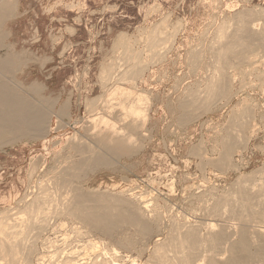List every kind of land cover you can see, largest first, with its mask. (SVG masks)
Listing matches in <instances>:
<instances>
[{"label":"rangeland","instance_id":"rangeland-1","mask_svg":"<svg viewBox=\"0 0 264 264\" xmlns=\"http://www.w3.org/2000/svg\"><path fill=\"white\" fill-rule=\"evenodd\" d=\"M244 9L257 11V16L254 13L248 21L254 23L253 26L258 30L264 27L262 24L264 23V14H262L264 13L262 11L264 10V0H16L15 16L13 15L12 19H7L3 24L4 27L2 26V29H6H3L6 37L2 41L4 48L0 49V54L5 55L9 51L16 54L19 52L22 55L18 53L17 56L25 57H21V62H23L19 63L20 69L17 66L12 77L16 81L21 79L23 83L24 81L25 83L34 82L38 86L41 84L43 89L39 86L41 88L39 96L48 101L51 100L52 106L48 107L50 108L48 112L49 110L52 113L57 111V114L51 113L50 115L49 123L52 129L48 132L47 137L23 139L4 143L0 146V217L16 211L17 208L24 207L37 191L38 182L43 184L51 176L53 177V168L56 167L61 156L68 153L70 144L74 142L72 136L74 134L82 136L85 133L84 129L89 118L87 116L90 114V108L96 105L102 106L100 102L103 96L106 95L104 98L108 97L107 94L111 90L105 89H108L110 83L114 86H121L122 90H129L134 96L138 93L137 91L143 93L145 99L140 101V104L141 107L144 106L145 111L147 109L146 115L148 117L144 128L140 129L141 136H136L138 139L136 138L137 140L130 144L132 149H136L135 153L131 154L133 157L131 155L123 156V158H114L112 157L114 155L107 156L108 160L112 161H109L110 165H105V167L98 165L95 166L96 168L92 166L95 169L88 167L78 173V178L75 177L78 180L73 178L74 185L77 184V187L83 192L109 196H117L119 193L118 195L121 196L126 195L129 189L134 197L146 193L142 197L147 198L145 200H149L152 205L159 209L158 211L162 213L164 220H168L171 216L173 218L177 216V220H181L182 210L184 212L192 203H196V195L207 192L209 189L214 190L213 194L216 195L225 193L228 189L232 190V185L236 181L235 178L241 174L252 173L250 175H252L251 178H254L253 180L261 179V175H264V171H262L264 169V89L262 88L264 87L262 84L264 81V46L260 45L257 40L251 41L253 44L250 43L251 49L248 51L252 53L246 54V57L251 54L250 57L239 63V66L236 63L237 60L233 59L235 63L231 65L232 68L228 66L230 68L225 69L229 78L227 85L229 88H226L228 92L221 93L223 97L220 94L215 95L206 91L208 90L207 87H210L211 90L214 88V83L210 79L212 74L217 73L215 69L218 68H216L215 54L213 55V50L210 51L211 45L213 43L215 46L217 45L219 41L217 37L219 39L220 31L227 29L229 33L234 30L236 27L234 21L236 20L233 18L238 10ZM147 10L148 12H146ZM258 11L260 12L259 19ZM253 16L255 17L251 18ZM256 17L258 20H255ZM165 20L167 22H164ZM221 21L223 23L225 21V30ZM156 28L160 30L158 33H163L162 30L165 28L163 31L172 39L168 37L169 42L167 41L164 46L163 43H161L162 46L159 44L162 48L157 47L149 50L150 42L156 38L155 42L160 43L159 38L164 34L158 35ZM152 29L156 30L152 32ZM215 29L218 32H215ZM222 32H220L221 35ZM227 32L225 33L227 34ZM148 34L152 38L149 37L147 41ZM120 36L124 37L125 42ZM164 39L163 36L162 40L166 42L167 39ZM121 41L125 44L123 45ZM10 43L13 47H11L12 50L8 49L11 46ZM6 44L8 45L6 46ZM254 51L257 57L254 56ZM153 53H159V55L153 56ZM195 54L196 56H194ZM150 57L152 58L150 59ZM249 60H253L252 63ZM149 62L152 64L150 65ZM24 63H27L26 67ZM136 65H141L143 68L140 66L141 69ZM111 70L112 73L109 74ZM100 74L101 77H99ZM25 75H28L27 78ZM107 78L110 79V82L106 85ZM230 80L233 81V84ZM194 87L197 88L193 89ZM188 89L192 90L193 94ZM195 90L197 92L199 90V92L196 93ZM211 90L209 89V91ZM188 93H190L189 96ZM201 94H203L202 97H200ZM213 95L217 98H214ZM134 96L132 95V97ZM203 97L204 99H202ZM93 98L96 101L93 100L92 105L90 101ZM208 98L210 99L208 100ZM115 100L117 102L116 97L112 101L115 102ZM205 100L210 104L207 109H204L205 106L203 105L206 103ZM194 101H198L197 105ZM64 103L67 107L61 111V105ZM178 103L189 109L185 111L182 106H179V109ZM191 103L202 108V111L198 107L194 108ZM122 104H125V101ZM115 107H113L111 114L114 116L110 115L113 119L122 112L120 106L115 105ZM60 114L62 115L60 116ZM187 114H189V118H184L186 122L180 118L182 121L178 123V116L187 117ZM86 117L87 119H85ZM235 119L239 120L236 121ZM234 123L236 124L234 125ZM225 135L226 138L228 136L230 138L223 139ZM221 138L226 144L227 141H230L228 143L231 144L230 149L232 148V151L229 152L232 157L228 155L229 153L223 154L224 144L221 145ZM235 138L238 143H231L236 140ZM191 145L192 147H190ZM233 145L237 148L232 147ZM194 147L195 149H193ZM196 149L201 154H199L200 156ZM115 157L118 156L115 155ZM221 159H226L224 163L227 161L230 163L223 164ZM30 164L33 165V168ZM112 164L113 166H111ZM227 164L232 166L234 164L233 167L236 169L234 170ZM81 172L83 174H80ZM262 178L264 177L262 176ZM167 187L170 189L168 190ZM215 189H217L216 193ZM129 192L128 194H130ZM108 193H112V195ZM149 195L150 197H148ZM152 195L153 197H151ZM20 198H23L22 201ZM6 208L8 210H4ZM19 217L23 218V216ZM194 219L192 216L189 217V220ZM55 223L56 230L47 231L36 239L34 255L32 256L33 264H67L66 259L70 250L79 252V262L90 263L97 259L108 260L112 258L113 251L111 249L113 247V249L118 247L116 249L119 254L117 264H150L149 256L156 236H152L145 245H143L145 242L141 244V242L136 241L135 247L128 249L118 245L116 247V244L98 234L91 235L92 237L89 236V238L84 235L78 239L71 224L63 223L60 225V220Z\"/></svg>","mask_w":264,"mask_h":264},{"label":"bare ground","instance_id":"bare-ground-1","mask_svg":"<svg viewBox=\"0 0 264 264\" xmlns=\"http://www.w3.org/2000/svg\"><path fill=\"white\" fill-rule=\"evenodd\" d=\"M71 8H73V7L71 6ZM151 8L153 9V6ZM15 10H16V0H0V49L4 48V47H2L4 45L2 41H3L4 37H6V36H4L5 32L3 31V29H5V28L2 29V26L7 19L13 17ZM148 10L146 12H148ZM253 10L254 9H252V10L251 9H244L241 11L238 10L235 17L233 18L236 20V21H234V22H236V24H235L236 27L234 28L233 31L231 30L232 32L228 33L227 29L225 30V26H226V24L224 26L225 21H224V23L221 21L223 23L222 25L224 26V27L223 26L222 27L225 30V31H223V30L222 31L224 33L227 32V34L226 33L224 34L222 31H220L222 28H219L220 29L219 31L222 32V35L219 32V39L217 37V40H219V41L217 42V45L215 46L214 43H213V45H211L212 48L210 51L213 50V52H214L213 55L215 54L216 61H215V59H213V60L215 62H217L216 68L217 67L218 68L215 69V67H213L217 73H215V71L212 69L215 74H212L210 80H212V82L214 83L213 84L214 88L212 87L213 89L211 90L210 87H207L205 85V88L206 87L208 88V90H206V91H208L210 93H214L215 95H218V94L221 95V93L223 94L225 92H228L227 91L228 89L226 90V88L228 87L227 85H228L229 78H228V75H226L225 69L228 66L233 65V63H235L233 59H235V61L237 60L236 63L238 65L239 63L246 61V59L250 57L249 55H251V54H249L248 57H246L247 56L246 54L249 52L252 53L251 51H248V49L249 50L251 49V44H253V43H251V41L257 40L260 43V45L264 46V27H262L263 29L261 28L262 30L261 29L258 30L253 26L254 23L252 24L250 21H248V20H250L251 15H254V13L256 15V13H257V11L254 12L255 10L254 11ZM260 11H261V9H260ZM262 11H264V10H262ZM258 13H259V15H258V19H259L260 18L259 17L260 12L258 11ZM262 14H264V13H262ZM254 17L255 16H253L251 18H254ZM262 17H263V15H262ZM213 18H215V17H213ZM165 19H167V18H165ZM224 19H226V18H224ZM256 19H257V17L255 18V20ZM76 21H77V18H76ZM164 22H167V21L165 20ZM262 24H264V23H262ZM176 25H177V23H176ZM233 25H234V23H233ZM258 25H260V24H258ZM174 28H176V27H174ZM229 28H231V27H229ZM155 30H153L152 32H154ZM163 30H165V28ZM163 30H162V32L165 34V32ZM217 30H218V28H217ZM158 31H160V30L157 29V31H156L157 34L162 36L161 34H163V33L159 32L160 33L159 34ZM177 31H175V32H177ZM70 32H72V31H70ZM215 32H218V31H216V29H215ZM149 34L146 37V40L149 39V37H150ZM157 34H154V35L158 36ZM164 34H163L164 38L167 39V40L164 39L166 42H163V40H162L163 36L161 38L158 37L162 41L161 42L158 39V41H160V43L155 42L156 38H154L155 40L152 39L153 41H151L149 44V47H150L149 50L150 49L152 50V48L155 49L157 47H160L161 43H163V46L165 43L167 44V41L169 40L168 39L169 36L167 35V33L165 35ZM121 35L123 36L124 34H121ZM154 35H152V36L154 37ZM172 36H174V35H172ZM216 36H218V35H216ZM121 38L124 40V37H121ZM121 38H120V40H121ZM150 38H152V37H150ZM170 39H172V38H170ZM122 41H121V43L123 44ZM118 42H120V41H118ZM124 42H125V40H124ZM133 42H134V40H133ZM257 43H254V44L256 45ZM259 43H258V45H259ZM8 44H6V46ZM119 45H121V44H119ZM198 45H200V44H198ZM211 46H209V47H211ZM253 46L254 45H252V47ZM11 47H12V44L8 49L12 50ZM124 47H126V46H124ZM147 47H148V45H147ZM160 48H162V47H160ZM160 48H158V49H160ZM158 49H156V51ZM194 49L196 50V48H194ZM261 49L263 50L262 47H261ZM149 50H147V51H149ZM160 50H162V49H160ZM197 50L199 52V49H197ZM255 51H254V56H256ZM148 53H150V52H148ZM159 53H157V54L155 53L156 55L153 53V56L154 55L157 56V55H159ZM17 54L14 52H10V51L7 52L5 55L0 54V146L3 145L4 143H12V142H15L18 140H23V139L28 140V139H33V138L35 139L38 137H42V138L47 137L48 132L52 129V127L49 123V120L51 117L50 115L52 112H50V110L48 112V109H50L48 107H50V105H51V100L48 101V100H46V98L39 96V93L41 92L42 85L41 84L39 85L41 87L40 88L34 82L33 83L32 82L25 83V81H24V83H23L21 81V79H20V81L19 80L16 81L15 78L12 77L13 73H15V68L17 66L19 67V63L21 62V57H23V56H21V57L17 56ZM19 54H21V53H19ZM151 54H152V51H151ZM213 55H212V57H214ZM138 56H139V54H138ZM194 56H196V54ZM144 57H146V56H144ZM23 58H25V57H23ZM151 58L152 57H150V59ZM192 58H194V57L192 56ZM196 58H195V62H196ZM251 58L253 59V56ZM36 59H38V58H36ZM201 59H202V57H201ZM259 59H260V57H259ZM125 61L127 62V60H125ZM249 61H250V63H252L253 60L252 61L249 60ZM261 61L262 60H260V62ZM140 62H141V60H140ZM263 62H261V63H263ZM24 64L26 67L27 63H24ZM149 64H150V62H149ZM245 64H247V63L245 62ZM142 65L146 66L145 64H142ZM136 66L140 67L141 65H136ZM141 67L143 68V66H141ZM191 67L193 68V65ZM255 67H256V65H255ZM127 68H129V67H127ZM229 68L230 67H228V69ZM231 68H232V66H231ZM249 68H252V67H249ZM19 69H20V67H19ZM261 69H262V67H261ZM102 71H103V69H102ZM134 71H132V72H134ZM226 71H228V70H226ZM110 73H112V70H111V72H109V74ZM142 73H144V72H142ZM28 74H30V73H28ZM136 74H137V72H136ZM229 74H230V72H229ZM27 76H26V78H27ZM112 76H114V75H112ZM257 76H259V75H257ZM16 77H20V76H16ZM99 77H101V74ZM105 77H107V75ZM128 77H130V76H128ZM108 78H110V77H108ZM108 78H107L108 81L106 80L107 81L106 85L110 82L109 80L112 79V78H110V79H108ZM209 78H210V76H209ZM22 79H25V78L22 77ZM210 80H208V81H210ZM118 81H117V83H118ZM212 82H210V83L212 84ZM232 82L233 81H231V83ZM262 82L261 83L264 84V81H262ZM119 83H120V81H119ZM206 83H207V81H206ZM260 86H263V85L260 84ZM122 87H124V86H122ZM188 88H190V87H188ZM196 88L194 87L193 89H196ZM262 88L264 89V87H262ZM209 89L211 91H209ZM105 90H111V91L109 93L107 91V93H108L107 98H104V96H106V95L103 96V99L100 102L102 104V106L101 105H100V107H98L97 105H96L97 107L92 106L93 102H94L93 100H95V99L94 98L91 99L92 101L89 100L92 104L91 105L92 107L91 108L89 107L90 108V114H88V116H87L89 118L88 119H87V117L85 118V119H87V121H86L87 124H86V127L84 129L85 133L82 136L76 135V134H74L72 136V139H73L72 141H74V142L70 144L68 153H66L65 155L63 154L64 156H61L60 160L58 159L59 161H58L56 167L53 168L54 169L53 170L54 175L52 174L53 177L51 176V178L46 180L47 182L44 181L43 184H41V182H38L40 185L37 183L38 184L37 191L35 192V194L33 193L34 195H33L32 199L29 198L31 200H29V202H27L24 205V207H22L21 209L17 208L18 210L16 209V211H14V212L12 211L10 214L0 217V264H33L32 263V256L34 255L36 239L38 237H40L41 235L45 234V232L47 233V231L56 230L57 227H56L55 222L58 220L61 221L60 225H62L63 223L71 224L72 230H73L74 234L76 235V237H78V239L82 238V236H84V235L88 236V238H89V236H91V235L93 236L94 234H98V235H101L102 237L108 239L112 243L116 244L115 245L116 247L118 245L121 248H128L129 249L130 247H135L136 241L141 242V244L145 242L143 244V245H145L146 241L149 242V239L152 236H156V240L153 243L154 245L152 247V250H151V253L149 256L150 264H264V178H262V176L264 177V175H261V179L259 178V180L256 181V180H253L254 179L253 177L251 178L252 175H250V174H252V173H250L248 175H245V174L239 175L238 174L239 176L235 178L236 181L233 183L234 185H232V190L228 189V190H230V191H228L226 189L227 191H225V193L220 192V193H222L220 195L213 194V191H214L213 189H212L213 191H211V189H209V190H207V192H202L200 194L197 193L198 195H196V203L195 204L192 203V205H190V207H188V205H187L188 209H186L184 212L181 209L182 210L181 220H177V218H176L177 216L176 217L174 216L176 219L171 216L170 218L168 217L169 218L168 220H164L162 218V215H161L162 213H160L158 211L159 209H157L156 206L152 205L149 202V200L148 201L145 200L147 198L142 197V196H145L146 193H145V195L142 194V196L138 195V196L134 197V195L132 196L131 192H129V189H128V192L130 194H128V192H127L126 195H121V196L118 195L119 193L117 194V196H115V195L113 196L112 193H108L112 196L99 195V194L94 195L92 193L89 194L90 192L85 193L77 187V184L74 185L73 178L77 177L78 173L80 171L85 170L88 167H92V166L95 167V166L101 165V166L105 167V165H110L111 164L110 162H112V161L108 160L107 156L114 155V156H112L114 158H119V157L123 158V156H128V155L134 154L135 153L134 151L136 149H132L133 147L130 144H133V142L138 139V137H139L138 135L141 136L142 133H140V129L142 130L144 128V125L146 124L145 122H146L147 117H148L146 115L147 109L145 111V109L143 108L144 106L141 107V104H140V101L145 99V95L143 93L137 91L138 93H136L134 96V94H131L129 90L123 89V90H126V91H123L121 86L120 87L114 86V84L111 85V83H110V86L108 87V89H105ZM191 91L189 90V92H191ZM198 92H199V90H198ZM198 92L196 91V93H198ZM191 93L193 94V92H191ZM189 94L190 93H188V96H189ZM199 94H197V95H199ZM132 95L134 97H132ZM202 95L203 94H201L200 97H202ZM114 97L117 98V102H116V100H115V102L112 101ZM213 97L217 98L214 95H213ZM193 98H192V102H193ZM225 98H226V96H225ZM202 99H204V97ZM209 99L210 98H208V100ZM190 100H191V98H190ZM124 101H125V104H122V103H124ZM146 101H147V99H146ZM151 101H152V99H151ZM90 102H89V104H90ZM179 102L181 103V101H179ZM197 102H195L196 105H197ZM201 102H204V101H201ZM205 102H206V100H205ZM95 104H96V102H95ZM191 104L194 108L198 107L194 103H191ZM115 105L120 106L122 108V112L120 114L118 113L119 116L117 115V118L113 119V118H111V116H114V115H111V114H112L113 107H115ZM182 105H179V103H178L177 106L179 107ZM203 105L205 106L204 109H207V107H210V104L208 102L204 103ZM203 105H201V106H203ZM187 106H189V105H187ZM66 107H67L66 103H64L61 105L60 110L63 111ZM182 107H184L185 111H187V109H189L188 107L186 108L185 105ZM182 107H181V110H182ZM115 108H117V107H115ZM194 108H193V110H194ZM179 109H180V107H179ZM196 109H195V111H196ZM198 109L201 110L202 108L198 107ZM87 110H88V108H87ZM244 111H246V110H244ZM56 112H53V113L57 114ZM190 112H191V109H190ZM193 112L194 111H192V114H194ZM183 113H181V114H183ZM61 115L62 114H60V116ZM188 115L189 114H187V117L186 116L183 117L184 114L182 117L178 116V118H179L178 123L179 122L181 123V121H182V120L180 121V118L188 119L189 118ZM248 116H249V114H248ZM115 117H116V114H115ZM57 118H59V117H57ZM59 120H60V118H59ZM192 120H193V118H192ZM235 120L237 121L239 119H235ZM184 121L186 122L185 119L183 120V122ZM60 123H61V121H60ZM62 123H64V122H62ZM237 123H239V122H237ZM247 123H248V120H247ZM79 124L81 125L80 122H79ZM235 124L236 123H234V125ZM244 125H245V123H244ZM180 127H181V125H180ZM81 128H82V126H81ZM239 130H240V128H239ZM236 132H239V131H236ZM231 133H233V132H231ZM228 134H230V133H228ZM233 134H235V133H233ZM136 136H138V137H136ZM228 137L226 138V135H225V138H223V139H229L230 137L229 138ZM231 139L234 140L233 137H231ZM221 140H222V138H221ZM139 141H140V138H139ZM236 141H237V139L235 141H232L231 143H233V142L238 143ZM224 142L225 141L222 140L221 145L223 146V144H224V146H223L224 150H222L224 152L223 154L227 155L229 153L228 155L230 157H232L230 152H229L232 149V148L230 149L231 144L229 145V143H228L230 141H227V144ZM220 143H221V141H220ZM241 146H243V145H241ZM190 147H192V145ZM223 147H222V149H223ZM232 147H236V146L233 145ZM140 149H141V146H140ZM193 149H195V147ZM193 149H192V151H193ZM196 151H197V149H196ZM199 152H200V149H199ZM197 153H198V151H197ZM50 154H52V153H50ZM199 154L200 153H198V155ZM115 155H117L118 157H115ZM230 157H228V159ZM202 159H203V156H202ZM205 160H208V159H205ZM221 160H223L222 161L223 164L228 162L227 161L224 163L225 160L224 159H221ZM230 160H231V158H230ZM222 162L220 161V163H222ZM228 163H230V162H228ZM220 165H222V164H220ZM228 165H230L231 167L234 166V164H233V166L231 164H227V166ZM30 166H31V164H30ZM32 166H31V168H33ZM111 166H113V164ZM230 166H229V168H230ZM36 167L39 168L38 166H36ZM94 167H92V168H94ZM107 167H109V166H107ZM235 167H237V166L235 165ZM37 168H35V169L37 170ZM223 168H224V166H223ZM229 168H227V169H229ZM217 169H219V168H217ZM221 169H222V167H221ZM233 169H234V167H233ZM31 170H33V169H31ZM33 171L35 172V170H33ZM91 171H92V169H91ZM262 171H264V169ZM88 172H90V171H88ZM221 172H225V171H221ZM80 174H83V173L81 172ZM29 176H31V175H29ZM77 178H75V179L78 180ZM82 178H83V176H82ZM40 181H42V180H40ZM233 186H235V187H233ZM210 188H212V187L210 186ZM167 189H168V187H167ZM167 189H165V190H167ZM204 189H205V187H204ZM155 190H153V191H155ZM202 190H203V188H202ZM150 191H152V190H150ZM216 191H217V189H215V193H216ZM122 192H123V190H122ZM133 193H134V190H133ZM150 194H152V192H150ZM166 196L168 197L167 194H166ZM148 197H150V195ZM151 197H153V195ZM22 199H21V201H22ZM4 210H8V209L6 208ZM13 210H14V208H13ZM4 212H6V211H4ZM177 213H179V212H177ZM19 216H23V218H20ZM190 216H192L195 219L189 220ZM52 220L54 221L53 223H52ZM50 233H52V232H50ZM108 244H109V242H108ZM110 245H112V244L110 243ZM140 247H138V248H140ZM113 248L111 249L113 251L111 259H108V260L107 259H102V260L97 259V260H93L90 263L79 262V259H78L79 255H80L79 252L76 250H70L68 257L66 259V263L67 264H117V260H119V254L117 253L116 249L118 247L115 249H113ZM144 249H146V248H144Z\"/></svg>","mask_w":264,"mask_h":264}]
</instances>
